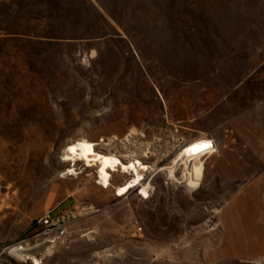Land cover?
Returning a JSON list of instances; mask_svg holds the SVG:
<instances>
[{"label": "rangeland", "instance_id": "obj_1", "mask_svg": "<svg viewBox=\"0 0 264 264\" xmlns=\"http://www.w3.org/2000/svg\"><path fill=\"white\" fill-rule=\"evenodd\" d=\"M76 140L144 162L149 198L63 160ZM66 199L49 246L33 223ZM95 262L264 264V0H0V264Z\"/></svg>", "mask_w": 264, "mask_h": 264}, {"label": "bare ground", "instance_id": "obj_2", "mask_svg": "<svg viewBox=\"0 0 264 264\" xmlns=\"http://www.w3.org/2000/svg\"><path fill=\"white\" fill-rule=\"evenodd\" d=\"M94 145V143L88 140H76V142L74 141L72 143H69L65 147L63 160L74 161L76 159H84L86 161V164L90 166H96V172L99 175V180L97 181V183H99L103 187H107L108 185H110L109 177L111 172L119 170L121 172L128 173V171H130L131 177L121 185L116 186V194L118 196L125 195L132 188H136V186L140 185V187L138 188L139 191L137 193L144 199L149 198L150 194L147 191L146 184H141V180H143L144 178L143 170H147L148 168V166L144 162L140 161L139 159H136L135 161L131 160L129 162H123L119 159L120 157L115 154H105L95 150ZM204 145L207 144L203 140L194 141L178 155L179 160H182L185 166L188 161H193L191 167L187 171V174L182 176L183 182L185 183L187 188L192 189L199 186V175L201 173V168H199L197 164L200 163L199 158L201 156L210 152V149H208ZM167 168L168 177L175 179L174 168H172L170 165L167 166ZM73 170L74 169L70 168L66 173L72 174L74 172ZM121 189H123V191H121ZM104 254L105 256L103 257V259L107 261L112 259L114 256L119 255L106 252H104Z\"/></svg>", "mask_w": 264, "mask_h": 264}, {"label": "built area", "instance_id": "obj_3", "mask_svg": "<svg viewBox=\"0 0 264 264\" xmlns=\"http://www.w3.org/2000/svg\"><path fill=\"white\" fill-rule=\"evenodd\" d=\"M117 193V190H115ZM35 225H40L42 227V233L45 235L44 240L49 246L54 243L63 242V238L66 233V226L64 221L58 217L51 216L50 212H46L35 220ZM136 230H140L141 227L137 222L133 224ZM27 248L25 243H15L13 244L7 252L11 253L13 256L23 259L27 257Z\"/></svg>", "mask_w": 264, "mask_h": 264}, {"label": "crops", "instance_id": "obj_4", "mask_svg": "<svg viewBox=\"0 0 264 264\" xmlns=\"http://www.w3.org/2000/svg\"><path fill=\"white\" fill-rule=\"evenodd\" d=\"M107 187H103V188H107ZM112 194H114L115 196H118L115 191ZM73 208H74V204L72 202L70 203L69 199H66L60 202L56 207H54L51 210L50 214L53 217H58L62 219L65 222L66 226H69L70 221L74 218Z\"/></svg>", "mask_w": 264, "mask_h": 264}, {"label": "snow or ice", "instance_id": "obj_5", "mask_svg": "<svg viewBox=\"0 0 264 264\" xmlns=\"http://www.w3.org/2000/svg\"><path fill=\"white\" fill-rule=\"evenodd\" d=\"M205 147H207V145H204ZM121 191H123V189H121Z\"/></svg>", "mask_w": 264, "mask_h": 264}, {"label": "trees", "instance_id": "obj_6", "mask_svg": "<svg viewBox=\"0 0 264 264\" xmlns=\"http://www.w3.org/2000/svg\"><path fill=\"white\" fill-rule=\"evenodd\" d=\"M33 226H35V221H34V223H33Z\"/></svg>", "mask_w": 264, "mask_h": 264}]
</instances>
